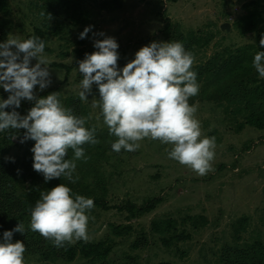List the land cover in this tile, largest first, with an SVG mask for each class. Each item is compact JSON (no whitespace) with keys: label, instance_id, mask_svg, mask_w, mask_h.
<instances>
[{"label":"rangeland","instance_id":"1","mask_svg":"<svg viewBox=\"0 0 264 264\" xmlns=\"http://www.w3.org/2000/svg\"><path fill=\"white\" fill-rule=\"evenodd\" d=\"M3 2L8 13L4 14L0 9V42L8 38L25 40L26 35L35 26L42 25L44 20L47 24L55 23L50 18L46 20L41 17V0ZM263 3L264 0H84L82 10L75 14L79 15L78 21L66 22L58 35L47 34L50 51L45 55L50 62L51 84L43 91L36 86V95L42 97L59 92L62 104L67 107V99L74 96L79 98L83 79L75 49L82 48L90 54L92 50L97 51L95 39L114 37L119 44L118 65L122 69L135 58L141 47L153 41H167L163 33L167 22H170L171 29L175 26L186 38L210 37L207 45L195 46L190 50L195 56L193 66L205 62L224 48L257 45L256 31L241 33L238 24L248 11L263 10ZM101 4L105 6L101 7ZM87 26H92V30L85 39H80L79 34ZM100 32L105 35H98ZM94 33L97 35L94 36ZM36 62L33 59L32 65ZM54 62L69 66L70 70L66 72L65 67H56ZM202 82H198L200 86ZM213 86L209 84L210 92ZM8 96L9 93L0 87V99H7ZM98 98L93 85L88 100L81 103L88 110L85 116L92 117L88 123L96 125L99 130L108 131L103 118L96 119L100 116V108L92 107ZM29 103L28 100L21 101L25 107ZM191 103L198 104L196 118L201 123L203 136H214L216 139L212 162L214 171L199 176L168 157L171 145L147 138L140 142L141 147L134 152L107 150L105 158H95L100 177L105 180L106 193L102 197L107 207L103 209L95 205L89 214L94 219L89 221L88 242L105 241L112 245L107 264H225L221 257L225 250H233L235 246L242 247L256 240L264 243V128L245 125L238 129L237 122L243 121V115L231 116L225 111V106L216 104L218 100L197 96ZM19 113L26 115L24 111ZM24 131L21 129L18 133L12 130L9 141H0V158L16 156L22 159L24 152L34 146V140L20 142ZM16 135L17 138L13 139ZM1 138H4V131L0 132ZM93 152L85 151L87 160ZM29 155L32 157L29 168L19 167V173L15 172L11 178L17 195L31 184L35 187L44 184V176L33 170L34 154L31 150ZM71 156L70 152L69 158ZM84 162L77 161L74 178L78 176L79 179L76 183L61 177L53 179L54 184L65 183L72 188L73 194L88 198L83 184L92 187L95 177L91 168L93 164L87 168L88 173L83 172L80 166ZM78 181L83 183L79 185ZM95 193L101 194L97 190ZM152 198H159V201L153 209L142 214L129 216L123 207L127 202L141 206ZM201 217L206 218L204 224ZM168 218L174 221L176 234L184 230V240L170 239V243L164 244L160 239L163 234L149 231L152 221ZM117 225L130 226V232L124 231L123 237L116 235L113 226ZM141 230L147 233L146 237H140ZM139 237L141 243L145 240V244L132 249L130 245ZM2 238L0 233V240ZM25 264H101V260L94 263L81 257L70 262L62 259L43 260L36 255L26 254Z\"/></svg>","mask_w":264,"mask_h":264},{"label":"clouds","instance_id":"2","mask_svg":"<svg viewBox=\"0 0 264 264\" xmlns=\"http://www.w3.org/2000/svg\"><path fill=\"white\" fill-rule=\"evenodd\" d=\"M40 15L44 17L45 13ZM91 30L92 26L85 27L79 38L85 39ZM259 43L264 47V36ZM94 47L97 51L79 61L83 77L79 98L88 100L93 85L98 86V102L94 100L92 107L100 108L96 119L102 117L109 135L116 138L111 143L112 150L134 152L146 138L159 140L171 145L170 159L197 175L214 171L216 139L203 136L196 118L198 104L190 103L200 90L198 74L193 70L194 54L180 41H153L141 47L121 69L119 44L114 37L95 39ZM45 48L46 42L38 36L0 42V87L9 93L7 99H0V132L23 129L20 142L35 141L31 148L33 170L42 174L45 182L62 177L76 183L77 161L88 159L84 145L100 142L97 126L87 127L92 117L73 114L62 104L59 92L36 95V86L43 91L51 84ZM33 59L37 61L35 65ZM253 67L264 78V51L254 56ZM22 100L34 101L26 115L16 111ZM9 107L12 111L5 110ZM7 159L14 162V158ZM94 207L92 198L73 194L65 183L58 184L41 192L31 210L30 230L51 240L57 248L81 240L88 242L89 221L94 219L89 214ZM14 232L25 233L24 225L20 222L3 233L0 264H25L26 246L20 240L13 242Z\"/></svg>","mask_w":264,"mask_h":264},{"label":"trees","instance_id":"3","mask_svg":"<svg viewBox=\"0 0 264 264\" xmlns=\"http://www.w3.org/2000/svg\"><path fill=\"white\" fill-rule=\"evenodd\" d=\"M41 1L43 3L42 9L45 13L44 19L48 20L50 18L55 23L47 24L44 20L42 25L35 26L33 31L26 35V39L33 36L40 37L46 42L45 52H48L50 48L47 45V34L58 35L61 33L66 22L72 20L78 21L79 15L75 16V14L78 10H82L81 5L84 0ZM261 5H263V10L248 11L246 15L240 18L238 24L241 33L256 31L255 38L257 45L246 44L235 49L224 48L221 52L213 54L205 62L193 66V70L198 74L197 81H203L197 96L206 100H218L216 104L225 106V111L231 113V116H234V114H242L243 121L237 122L238 129H242L245 125L259 129L264 128V80L259 77V74L253 67L254 56L258 52L264 51V47L260 46L259 43L261 37L264 36V3ZM104 6L105 4H101V7ZM0 9L3 10L4 14L8 13L3 0H0ZM163 33L167 37V41H180L188 51L195 46L203 47L207 45L210 39V37L201 39L197 36L186 38L175 26H172L171 29L170 22L165 24ZM79 43H82V40H79ZM95 51L92 50L89 53ZM75 53L78 61L83 60L85 55L88 54L82 48L75 49ZM53 65L59 68L65 67L66 72L70 70L69 66H65L62 63L54 62ZM209 84H214L212 92L208 90ZM94 92L99 94L98 86L95 84ZM197 96L190 98V103ZM242 103L243 107L241 106ZM65 104L68 108L72 109L73 114L86 117L85 114H87L88 110L84 108L80 98L75 96L71 97L65 101ZM33 106L34 101H30L26 107L21 104L16 111H24L27 114ZM5 110L12 111V108L9 107ZM86 126L91 127L92 125L87 121ZM12 134L11 129L4 131V138H1L2 140L0 139V141H4V139L9 141ZM96 135L100 141L98 144L84 145L85 151L94 150L93 155L89 157V160L79 166L84 169V173H88L87 168L93 164L91 168L93 170V176L95 177V183L92 187H85L83 184V188L87 189L88 198H92L95 205L104 209L107 207V204L102 194L106 193V185L105 180L103 181L100 177V170L96 167L95 160L100 157L105 158V152L112 150L111 143L116 138H112L107 130L102 131L98 127ZM30 150L27 149L24 152L22 159L12 156L11 158H14V162L10 159L0 158V233L3 235L5 231L14 229L21 222L24 225L25 233L14 232L13 242L17 240L24 242L26 246L24 255H36L43 260L62 259L69 262L75 260L77 257H81L93 263L100 260L101 264L109 263L106 259L110 254L112 245L105 241L84 242L81 240L74 244H66L64 247L57 248L51 240L45 239L38 232H32L30 230L31 210L40 199L41 192H46L57 185L54 184L55 182L53 180L45 182L44 179L42 187H35V185L31 184L27 189L21 190L20 195L16 194L17 190L13 187L11 178L19 167L24 169L29 168L30 161H32V157L29 155ZM81 183L83 182L78 181L79 185ZM96 190L97 192H101V194L95 193ZM157 201H159V198H152L141 206L127 202L123 207L129 212V216L130 214L137 215L153 209ZM118 208L121 209V206ZM201 219L203 220L202 224H204L206 218L201 217ZM174 226V221L169 218L162 221H152L149 231L153 234H163L160 239L164 244L170 243V239L184 240L186 237L184 230L176 234L177 227ZM113 228L116 231L115 234L122 237L124 231L130 232V226L117 225L113 226ZM146 234L143 230L139 232L140 237H146ZM166 234H168V237H166ZM140 237L130 245L132 249L143 247L145 240L143 239V243H141L142 239ZM221 257L225 261V264H264V243L256 240L242 247L235 246L233 250H225L222 252ZM158 264L168 263L160 262Z\"/></svg>","mask_w":264,"mask_h":264}]
</instances>
